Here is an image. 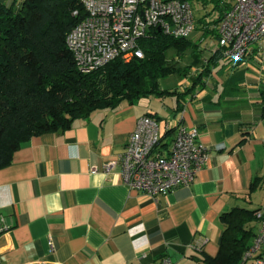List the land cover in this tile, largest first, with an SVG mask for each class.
<instances>
[{"label":"crops","instance_id":"obj_1","mask_svg":"<svg viewBox=\"0 0 264 264\" xmlns=\"http://www.w3.org/2000/svg\"><path fill=\"white\" fill-rule=\"evenodd\" d=\"M209 44L201 61L215 54ZM194 51L192 71L200 62ZM256 54L234 64L220 57L199 83L184 77L173 94L99 110L66 131L31 138L0 169V264H156L164 256L205 264L215 257L220 216L264 203L261 88L254 79L227 83L245 70L260 73ZM145 114L158 120L165 144L181 124L196 128L210 149L190 186L155 199L124 185L118 167L104 172Z\"/></svg>","mask_w":264,"mask_h":264},{"label":"trees","instance_id":"obj_2","mask_svg":"<svg viewBox=\"0 0 264 264\" xmlns=\"http://www.w3.org/2000/svg\"><path fill=\"white\" fill-rule=\"evenodd\" d=\"M181 1L203 8L211 6L209 13L196 18V29L200 24V38L215 39L213 26L218 18L209 24L205 18L223 12L219 0ZM75 10L78 16L73 15ZM83 17L78 0H14L9 5L0 2V169L8 166L13 154L31 138L66 131L76 120L88 119L99 110L173 94L161 90L159 81L176 72L184 78L190 71L191 66L181 70L170 65L169 51L183 56L191 48L197 50V44L190 38H174L154 29L140 40L142 58L128 62L116 58L97 70L81 73L65 39ZM220 57L218 50L194 78V84L207 77ZM260 96L264 114L262 89ZM255 212L235 208L220 216L224 231L219 251L213 258L206 256L205 264L239 263L255 235Z\"/></svg>","mask_w":264,"mask_h":264},{"label":"built area","instance_id":"obj_3","mask_svg":"<svg viewBox=\"0 0 264 264\" xmlns=\"http://www.w3.org/2000/svg\"><path fill=\"white\" fill-rule=\"evenodd\" d=\"M78 1L84 17L67 33L65 43L81 73H90L116 58L125 62L142 58L140 40L154 29L166 36L190 38L197 25L195 5L187 1ZM219 2L224 7L223 12L205 18L206 24L218 18L213 26L216 33L213 53L219 50L223 62L234 64L245 61L256 50L255 61L262 64L264 0ZM73 15L78 16L79 12L75 10ZM207 61L204 60V65ZM166 129H170L168 123ZM198 136L196 128L179 124L167 145L158 120L149 114L142 115L129 134L124 151L104 166V172L118 167L124 185L151 199L180 186H190L210 156L209 147L201 143ZM254 216L257 221L255 235L238 264H264V203ZM143 258L145 255L141 256ZM156 264L174 263L164 256Z\"/></svg>","mask_w":264,"mask_h":264},{"label":"rangeland","instance_id":"obj_4","mask_svg":"<svg viewBox=\"0 0 264 264\" xmlns=\"http://www.w3.org/2000/svg\"><path fill=\"white\" fill-rule=\"evenodd\" d=\"M210 11H211V6L210 5L207 6L206 8H203V6H201L199 4V5L195 6V18H198L199 15H202V14H205V13H209ZM195 31L191 35L190 39L197 44V46H196L197 50H195V51L199 55L197 58L200 60V62H199V64L197 66H195V67H198V68H196L194 71H192L191 68H190V71L186 75L185 79L188 80L189 82L192 81V80H190L191 78L194 79L200 73H202L203 70L205 69V67L208 64V61H207V63L204 65L205 57L202 59V61L200 59L201 58L200 54H203L205 52L204 47L206 45H210L211 46V44H209V43H216V40L211 38L210 36L203 38V40H200L199 37L202 36L201 35L202 31L200 29V24L198 26V29H196ZM191 51L193 52L194 49L191 48L190 50L187 51V53H185V54H183V56H181V55H177L173 50H170L169 51V63H170V65L174 66L177 69H181V70L184 69V68H188V66L192 67V65H194V64H192L193 56H192ZM259 66H261V68H259ZM201 68H202V70L199 72V69H201ZM255 68L257 70H259L260 73H255L254 74V73H250V71H248V70H245V71H243L240 74L238 73L236 76L229 77L228 81L230 80L232 82H235L236 79H244V80H246V79H249V80L254 79V81L257 84H259L260 88L262 90H264V62L262 64L256 62ZM198 72H199V74H197ZM253 72H255V71H253ZM219 77H220V72L215 71L214 78L217 79ZM180 79H182L181 72H176V73H174V74H172V75H170L168 77L162 78L159 81V87H160L161 90H171L172 87L176 88V86L178 85ZM230 81L227 82V83H231ZM227 85L228 84H226V86ZM146 100L147 99L143 98L141 101L145 102ZM252 207H254V206H252ZM256 223H257V221L255 219L252 222L253 226H255Z\"/></svg>","mask_w":264,"mask_h":264}]
</instances>
